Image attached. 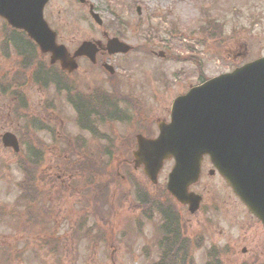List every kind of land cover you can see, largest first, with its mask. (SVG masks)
<instances>
[{
	"label": "rangeland",
	"instance_id": "rangeland-1",
	"mask_svg": "<svg viewBox=\"0 0 264 264\" xmlns=\"http://www.w3.org/2000/svg\"><path fill=\"white\" fill-rule=\"evenodd\" d=\"M131 1L94 0L104 21L110 22L113 17L124 22L140 19L142 26L138 32L141 50L116 58V64L112 61L116 78L109 80L99 70H87V66L82 64L83 70L68 76L63 85L75 84L77 91L86 96L99 89L106 92L110 99L124 102L133 100L142 108L139 117L150 118L153 132L155 118L168 120L169 103L176 94L185 91L188 86L230 71L235 65L264 55V0H135L141 9L140 16L134 7H128ZM84 12L69 0H56L59 39L69 50L73 48L71 41L74 37L84 36L81 28H86L84 22L88 15ZM205 15L215 18L221 25L214 31L221 30L220 41L200 42H203V35L200 37L199 32L206 27L203 23L207 19H204ZM2 24L0 19V37L4 29ZM136 31H127L126 35L137 36ZM86 33L89 35L88 31ZM146 36L150 40L149 44H144ZM1 51L0 69L8 73L16 70L14 65L17 58L12 56L14 61H11L3 57ZM159 54H164V57L161 58ZM169 56H189L197 63L179 59L173 61L168 59ZM199 72L202 75L200 78ZM25 91L30 117L17 118L10 111L14 101L0 99V135L11 131L20 136L24 146L37 148L39 140L45 144L38 203L42 196L48 198L52 212L45 226L40 228V233L32 228L34 224L27 223L25 203L19 205L16 201L19 193L15 184L23 175L17 169L16 156L12 150L3 147L0 142V209H3L0 212V264H172L166 260L163 263L157 261L158 240L162 232L158 215L152 210L154 203L169 204L163 188L172 162H165L158 175V183L150 184L141 168H133L132 156L125 150L131 148L132 123H112L103 129L116 136L114 139L118 150L111 154L113 157L109 167L115 165V173L113 169H102L103 174L98 171L100 164L97 163L103 161V164H108V157L92 156L84 158L95 161L97 165L88 171L87 176L79 164L84 159L77 162V155L55 154L52 151L56 147L58 130H64L67 135L77 130L72 125L75 117L65 103L67 93L57 96L52 90L40 92L35 86L26 87ZM47 105L55 106L50 122H45L41 113V107ZM56 106L59 107L57 114ZM134 109L135 114L137 106ZM22 114L20 111L19 115ZM113 114H116L115 110ZM25 123H29V126H48L49 133L31 127L20 132V126ZM155 131L154 134L157 128ZM51 145L52 149L49 150ZM65 157L76 162L74 166L82 174L81 179L69 172V166L64 164ZM210 168V163L204 159L201 178L190 189L203 196V208L210 206L206 200L208 197H220L222 203L219 210L189 214L185 207L176 205L178 210L174 208L181 224H168L169 229H177L179 240L189 245L184 249V254L181 251L178 254L181 257L180 264H264L263 229L217 174L208 175ZM105 175L107 178H104ZM120 176H123V181ZM27 203L31 205L29 201ZM38 203L31 207L36 211L45 209L41 207L44 203ZM36 230L37 234H32ZM73 232L87 237L101 233L106 240L97 244L87 237L76 240L71 236ZM41 233L45 241L42 246L39 241L41 237L37 240V235ZM51 241H57L58 248H53ZM228 243L230 248H225ZM30 245L28 250L31 252H21ZM53 249L56 251L52 252ZM178 262L175 260V264Z\"/></svg>",
	"mask_w": 264,
	"mask_h": 264
},
{
	"label": "water",
	"instance_id": "water-1",
	"mask_svg": "<svg viewBox=\"0 0 264 264\" xmlns=\"http://www.w3.org/2000/svg\"><path fill=\"white\" fill-rule=\"evenodd\" d=\"M46 1L0 0V17L24 30L42 53H50L51 63L58 61L61 69L71 72L76 68L73 58L87 51L92 57L94 45L83 42L70 56L63 45L55 44V34L42 17ZM118 44V51L128 50ZM157 124V137L137 135L135 167L141 165L155 183L163 161L173 159L166 189L194 213L200 196L188 187L198 179L202 157L208 156L264 227V56L191 87L173 100L169 121ZM1 142L18 151L13 133H3Z\"/></svg>",
	"mask_w": 264,
	"mask_h": 264
},
{
	"label": "flooded vegetation",
	"instance_id": "flooded-vegetation-1",
	"mask_svg": "<svg viewBox=\"0 0 264 264\" xmlns=\"http://www.w3.org/2000/svg\"><path fill=\"white\" fill-rule=\"evenodd\" d=\"M69 1L70 3L73 4L75 3L76 5L81 7L82 10H85L86 11L84 12L85 15L88 14L87 21L84 22L87 29L82 27L85 29L83 31V29L81 28V31L83 32L84 36L82 38L74 37L71 41L73 44V48L69 51L72 54L76 49H78V47L84 41H87L92 45H94L93 46L94 53L92 57H89L87 56L89 55V51H87V53H84L83 55H80L76 59H74L76 62V69H74L70 74H66L62 72L59 69L58 64L54 63V65L56 66V71H58L59 69V71L62 73L61 75H67L71 77L73 75H76V73L81 72L83 70L82 64H85L87 66V70L97 69L101 73H104L106 77H109V80L116 78V74H115L116 69L114 68L115 67L114 63L116 61V58H122L130 53L135 52V50H141L142 48L140 47L141 45L140 32H138L139 28L142 26V22L140 21V19L129 20V22H124L119 19H114V17L113 20L110 22L104 21L103 17L100 15V12H98L99 7H97L96 2H94V0H69ZM128 7L131 8L134 7L136 14L140 16L141 9L139 4L135 2V0L134 1L132 0L129 3ZM92 11L99 14L102 20L93 18L91 16V14L93 13ZM43 16L46 22L48 23V26L55 33L56 42L61 43L60 42L61 39H59L60 36L59 20L56 14V0H50L44 6ZM150 27L152 28V26ZM134 29L137 30L136 31V33H138L137 36L131 37L126 35L128 34V32L132 33ZM86 31H88L89 35L86 33ZM89 31H91L92 34H90ZM207 33L209 34V32ZM204 36L205 34H203L202 39L204 38ZM119 42L126 43L128 45L127 47H129V49L126 53L118 51ZM149 43L150 40L148 39V36H146V38H144V44H149ZM160 53H164V52H160ZM43 56L45 59L47 60L49 59L48 54H43ZM159 56L163 58L164 54H159ZM168 59L175 61L174 59H172L171 56H169ZM112 61L114 63H112ZM92 67H96V68H92ZM198 77H201L200 73ZM56 81H57L56 84L58 85L56 88V92H57L60 88H64V86L61 84V79L59 77L56 79ZM73 85L74 86L72 85L69 86L67 98L65 97V103L68 105V107L70 108V110L72 111L75 117L74 121L72 122V125H74V127H76L77 130H74L71 133L68 132V135L66 132H64V130L57 131L58 135L56 136V154L66 153L69 155L71 154L72 156L77 155V157L82 156L87 158L92 156L113 157L111 154H115L118 150V146L115 143L116 136L114 135L113 137V135L109 134L107 131H104L105 129H103V128H108L112 123L120 122L122 125H127L132 123L131 124L132 128L130 129V134L133 132L131 137V142H132L131 148L125 149L129 155L130 154L132 155L134 149L136 148V136L138 134H141L145 137L155 136L154 132H156L155 131L156 127H154V132L152 129H150V125H151L150 118L144 119L142 117L141 118L139 117L140 113L142 112V108L141 106H139L138 103L134 102L133 100H128L127 102H124L116 98L110 99V97H108L106 92L99 89L94 90L95 94L93 93L87 96L82 95L81 92L77 91L78 87L75 84ZM111 87L116 88L113 85ZM183 92L184 91L180 93ZM88 93H92V92H88ZM137 101L140 102L139 100ZM136 106H137V110L134 114L133 112ZM58 108L59 107L56 106V114L59 112ZM114 110L116 111V114H113ZM124 111H125V116H123ZM158 119H162V118L154 119L153 122L155 126ZM64 147L67 148L65 149ZM83 164L84 166H80V168L83 167L86 175L89 176L87 173L89 170L93 169L94 166L92 165L90 159H86L83 162ZM100 166L101 169H99L98 171H100L102 174H103L102 169L107 170L110 167V165H105V164H101ZM76 168L77 167L72 165L70 173L74 174L76 178L81 179L82 174L80 173V171H78V168L77 170ZM93 174L96 175V173ZM116 175L119 176V173H116ZM208 175L212 176L213 172L208 171ZM104 178H107V175H105ZM120 178L123 181V176H120ZM104 183H106V180L104 181ZM206 200L208 201L210 206H208L207 208H203L204 198H202V202L199 208L200 212L202 213L210 212L211 210L209 209H213L214 212L219 210L220 204L222 203V199L220 197H208ZM251 218H253L255 221L259 223V221L254 217L251 216ZM40 228H42V226L39 227V229ZM261 228L263 229L262 226ZM39 229L37 230L40 232ZM39 236L40 235H37V237ZM169 236L171 237L172 235L169 234ZM31 245L27 246L26 251H28V248H31ZM225 248H230L229 243L225 245ZM241 251L244 252L245 249L242 248ZM262 256L264 257V252L262 253ZM179 259L181 260V257L176 256V260ZM215 259H217V257H215ZM161 262L162 261H159L158 263Z\"/></svg>",
	"mask_w": 264,
	"mask_h": 264
},
{
	"label": "trees",
	"instance_id": "trees-1",
	"mask_svg": "<svg viewBox=\"0 0 264 264\" xmlns=\"http://www.w3.org/2000/svg\"><path fill=\"white\" fill-rule=\"evenodd\" d=\"M220 26V24L218 25L214 23L212 29L210 30V33L208 34L207 32H205V40L212 39L215 41L219 37L221 40V30L217 31V33L214 32L215 28H220ZM207 30H209V28ZM3 37L6 39L2 44H0V49L2 50L1 53L3 57L14 61L12 56H15L17 58V61L15 62V65L13 64L16 67V70L11 73L3 72L0 69V99H11L12 101H14V105L11 108L12 111L10 109L12 115H16L17 118H26L27 116L30 117V114L28 113V102L24 96L26 93V87L35 86L38 90H40V92H44L50 88H54L56 93V79L62 73L59 70L56 71L55 67L48 65L46 60L43 59L44 57L41 54H38V52L36 51L35 45L22 32H17L11 30L10 28L4 27ZM188 60L191 61L192 59ZM60 77L63 80V76L61 75ZM53 107L55 106L47 105L45 107H41L42 117L45 122L51 121L52 110L54 109ZM20 111H22L23 113L21 116L19 115ZM30 127L34 130H43L46 133L49 131L48 126L39 127L36 124H31V126H29V123H25L24 126L23 124L22 126H20V132H23ZM25 138H27V136ZM39 141L37 143V148L33 146H27L24 153H18L17 155H15L17 169L23 175V177L15 184L16 190L19 193L18 198L21 201H29L31 205L34 203H38V199L41 196V191L39 192L38 185L40 180H43V165L45 162V156L43 155V152L45 150L43 148L44 143L42 141ZM66 159L67 160H64L65 165L69 166L76 163H73L74 160L72 158ZM75 160L78 162L81 159L79 160V158H75ZM91 163L95 164V161ZM81 164H83V162ZM37 197L39 198L37 199ZM42 197L43 198L39 203H44L42 208L45 209H42V211L40 209V211H36L35 214H41L42 218L48 220L50 219L49 215H51L52 210L49 206L48 198H44V196ZM167 200L169 201V204L166 205L161 203H154L152 210L154 209L158 214L161 221V230H163L162 243L165 244V250L160 253V258L162 259V261L166 260L169 263L175 264L176 256H178L180 251L181 254H184V249L188 248L189 245L184 241L179 240V233L176 228L174 230H171L168 227V224L179 226L180 222L179 215L168 196ZM31 205H28L30 208L26 210L29 218L33 214ZM25 207H27V204ZM27 223L34 224L32 226L33 229L38 228V221L35 218L28 219ZM178 230L180 231V229ZM167 234L169 239L167 237ZM169 234H171L172 236L170 237ZM71 236L76 240L87 237V235L80 236L75 232L71 233ZM87 238L93 240L94 244H96L98 241L105 240V238L101 234L93 235ZM52 244L53 248H58V246H56V244L58 245L57 241H52ZM55 251L56 249H53L52 252ZM180 263L181 260L179 259L178 264Z\"/></svg>",
	"mask_w": 264,
	"mask_h": 264
}]
</instances>
